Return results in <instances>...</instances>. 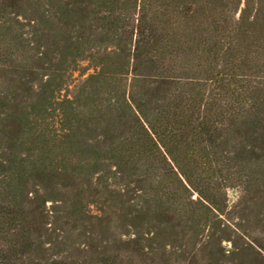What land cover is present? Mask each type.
I'll return each mask as SVG.
<instances>
[{
	"label": "trees",
	"instance_id": "1",
	"mask_svg": "<svg viewBox=\"0 0 264 264\" xmlns=\"http://www.w3.org/2000/svg\"><path fill=\"white\" fill-rule=\"evenodd\" d=\"M0 264H264V0H0Z\"/></svg>",
	"mask_w": 264,
	"mask_h": 264
},
{
	"label": "rangeland",
	"instance_id": "2",
	"mask_svg": "<svg viewBox=\"0 0 264 264\" xmlns=\"http://www.w3.org/2000/svg\"><path fill=\"white\" fill-rule=\"evenodd\" d=\"M76 75L78 76V73ZM79 78H80V76H79ZM228 192H229V197H230L231 201L235 200L237 195H238L237 191L235 189H230Z\"/></svg>",
	"mask_w": 264,
	"mask_h": 264
}]
</instances>
